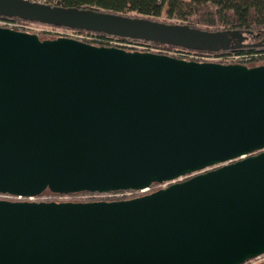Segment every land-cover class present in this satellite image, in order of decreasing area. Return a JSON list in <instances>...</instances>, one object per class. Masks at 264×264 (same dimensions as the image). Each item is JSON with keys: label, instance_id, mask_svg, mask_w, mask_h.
Listing matches in <instances>:
<instances>
[{"label": "water", "instance_id": "obj_1", "mask_svg": "<svg viewBox=\"0 0 264 264\" xmlns=\"http://www.w3.org/2000/svg\"><path fill=\"white\" fill-rule=\"evenodd\" d=\"M0 17L211 52L258 45L29 0H0ZM166 182L120 200L0 199V264H242L264 253V64L0 26V194Z\"/></svg>", "mask_w": 264, "mask_h": 264}, {"label": "trees", "instance_id": "obj_2", "mask_svg": "<svg viewBox=\"0 0 264 264\" xmlns=\"http://www.w3.org/2000/svg\"><path fill=\"white\" fill-rule=\"evenodd\" d=\"M58 6L91 9L123 17L146 18L162 23L180 24L206 33H223L234 36L241 42L258 45L235 48L233 41H231V47L226 50L217 52L193 51L199 54L214 53L216 55L247 54L250 58L245 63L249 66L258 65L264 61V0H58ZM0 19L20 24L30 23L19 18L0 17ZM41 25L56 27L47 24ZM74 31L88 34L92 38L88 43L95 45L119 47L121 45L116 42L140 43L142 41L82 29H75ZM152 43L167 50H186V48L175 45ZM123 47L125 48V46ZM152 185L153 190L159 186L158 183ZM44 192H47V195H44ZM44 192L40 197L45 201L60 199L58 193H52L49 190ZM87 193L80 192L70 195L80 197L76 200L82 201L85 199L82 197L83 194ZM135 196L137 194L133 197Z\"/></svg>", "mask_w": 264, "mask_h": 264}, {"label": "built area", "instance_id": "obj_3", "mask_svg": "<svg viewBox=\"0 0 264 264\" xmlns=\"http://www.w3.org/2000/svg\"><path fill=\"white\" fill-rule=\"evenodd\" d=\"M32 2L40 3V4H47L50 6H57L58 0H29ZM34 24L37 23H25L20 24L16 23L10 20L6 19H0V26L2 27H8L13 28L17 30H23L29 32ZM91 40L92 38L90 36H86L85 40ZM114 44H120L122 47L125 46L127 50H139V51H149L154 53H162L167 54L173 57L177 58H183L188 60H195V61H213V62H223V63H245L249 60L250 56L247 54H225V55H216L214 53H203L199 54L191 50H167L165 48H161L158 46L153 45L151 41H144L142 40L140 43H129V42H113ZM118 47V46H117ZM211 168H207L209 170ZM196 173L190 174L189 176H192ZM183 177L179 178L182 179ZM166 185V184H165ZM147 189L140 190V192H143ZM138 191L136 190H125V191H116V192H106V193H97V194H87L86 196H82L83 198H99V199H111V198H131L133 197ZM67 196H70V194H61L60 199H65ZM29 199H34V197H30ZM242 264H264V253L250 258L246 260Z\"/></svg>", "mask_w": 264, "mask_h": 264}, {"label": "rangeland", "instance_id": "obj_4", "mask_svg": "<svg viewBox=\"0 0 264 264\" xmlns=\"http://www.w3.org/2000/svg\"><path fill=\"white\" fill-rule=\"evenodd\" d=\"M174 22H178V21H174ZM32 27H34V28L31 29L29 32L38 34V36L41 39H52V38H56L58 36H66V37H71V38H75V39H78L81 41L88 42L87 39L85 40L86 36H89L88 34L76 32V31L71 30V29H66V28H61V27H48V26L41 25V24H34ZM125 49H127V48H125ZM259 64H264V61H263V63L260 62ZM163 186H165V184H159V186H157L156 189H159ZM146 189L147 190H145L143 192H139V193L145 194V193H149V192L156 190V189L153 190V185H151L149 188H146ZM46 193L47 192H44L43 194L47 195ZM139 193H137V195H139ZM13 197L14 196H10L7 194H0V199H7V200L15 201V200H18L16 198H22V197H14V198ZM36 197H34V199H29V198H26V199L27 200H35V201H45L43 198L40 197V195L38 196V200L35 199ZM77 198L79 199L80 197H72V195H70V196H67V198H65V199H59L57 201H79V200H76ZM111 199L120 200V198H111ZM124 199H127V198H124Z\"/></svg>", "mask_w": 264, "mask_h": 264}, {"label": "bare ground", "instance_id": "obj_5", "mask_svg": "<svg viewBox=\"0 0 264 264\" xmlns=\"http://www.w3.org/2000/svg\"><path fill=\"white\" fill-rule=\"evenodd\" d=\"M191 51H193V50H195V49H190ZM204 51H206V50H204ZM195 52V51H194ZM211 52V51H210ZM162 54V53H161ZM167 55V54H166ZM170 56V55H169ZM177 58V57H176ZM183 59V58H182ZM185 60H188V59H185ZM220 63H223V62H220ZM240 64H246V63H240ZM216 167V166H215ZM215 167H213V168H215ZM181 177H183L182 179H179V178H181ZM181 177H179L178 179H176V180H173V181H171V182H177V181H182V180H184V179H187V178H189L190 176L189 175H185V176H181ZM163 184H166L165 186H167L168 184H170V182H166V183H163ZM165 186H163V187H165ZM136 191H138L137 193H139L140 192V190H136ZM98 192H96V193H87V194H97ZM136 193V194H137ZM140 194V193H139ZM144 193H141L140 195H143ZM61 195V194H60ZM140 195H137V196H140ZM136 197V196H135ZM132 198V197H131ZM92 199H94V200H108L109 198H107V199H99V198H92ZM94 200H90V201H94Z\"/></svg>", "mask_w": 264, "mask_h": 264}, {"label": "flooded vegetation", "instance_id": "obj_6", "mask_svg": "<svg viewBox=\"0 0 264 264\" xmlns=\"http://www.w3.org/2000/svg\"><path fill=\"white\" fill-rule=\"evenodd\" d=\"M87 194H83V196H86ZM58 196V195H57ZM54 197V196H53ZM14 198V197H13ZM16 199H18V200H27L26 198H24V197H22V198H16ZM35 199H37L38 200V196L35 198ZM122 199H124V198H122ZM90 200H94V199H92V198H85L83 201H90ZM110 200H116V199H108V201H110ZM49 201H54V200H49Z\"/></svg>", "mask_w": 264, "mask_h": 264}]
</instances>
